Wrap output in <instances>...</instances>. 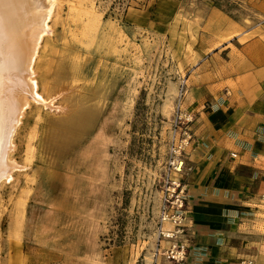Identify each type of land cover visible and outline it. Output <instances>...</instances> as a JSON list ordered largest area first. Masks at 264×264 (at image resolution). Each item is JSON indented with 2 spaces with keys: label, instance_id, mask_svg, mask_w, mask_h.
<instances>
[{
  "label": "rangeland",
  "instance_id": "374dc122",
  "mask_svg": "<svg viewBox=\"0 0 264 264\" xmlns=\"http://www.w3.org/2000/svg\"><path fill=\"white\" fill-rule=\"evenodd\" d=\"M53 1L34 66L45 99L50 82L51 106L31 102L14 135L11 156L21 167L0 183V264H145L149 250L152 264L186 262L168 260L166 244L157 246L165 154L175 113L190 115L194 131L193 109L209 84L179 66L193 61L185 58L191 49L184 39L174 44L175 32L162 33L174 16L170 7L165 25H156L162 35L154 36L145 18L127 16L150 14L160 0ZM194 4L183 0L186 8ZM212 4L237 25L228 46L233 57L250 42L251 53H264V0ZM219 49L205 57H219ZM193 81L196 92L188 94ZM254 84L264 110V81ZM76 109H90L92 124L55 152L46 144L48 129ZM259 126L264 143V115ZM191 170L186 159V184ZM260 199L240 218L242 233L231 235V246L246 251L233 264H264V194ZM186 223L189 255L194 235Z\"/></svg>",
  "mask_w": 264,
  "mask_h": 264
},
{
  "label": "crops",
  "instance_id": "0c3cea01",
  "mask_svg": "<svg viewBox=\"0 0 264 264\" xmlns=\"http://www.w3.org/2000/svg\"><path fill=\"white\" fill-rule=\"evenodd\" d=\"M160 1L154 12L129 11L127 18H145L150 35L165 33L167 37L175 32L174 44L184 39V46L191 49L185 58L193 61L184 59L179 66L186 72H200L194 80L209 84L201 90L200 103L193 109L195 141L188 152L187 164L192 170L186 180L194 249L181 264H233L246 251L231 246V235L234 231L242 233L238 229L240 218L249 215L264 194V149L260 148L264 143L259 141L258 132L264 110L254 84L264 81V53H251L255 44L250 42L240 45L233 57L235 51L228 46L237 25L212 0H191L195 4L188 8L183 0ZM167 7L174 20H169L160 33L156 25H165ZM217 48L219 57H205ZM219 66L222 69L217 75ZM217 81L227 92L218 89ZM195 86L193 81L187 93L195 94Z\"/></svg>",
  "mask_w": 264,
  "mask_h": 264
},
{
  "label": "bare ground",
  "instance_id": "6f19581e",
  "mask_svg": "<svg viewBox=\"0 0 264 264\" xmlns=\"http://www.w3.org/2000/svg\"><path fill=\"white\" fill-rule=\"evenodd\" d=\"M53 4V0H0V183L10 179L11 173L21 167L11 153L25 110L31 102L51 106L50 82L43 84L48 95L45 99L39 92L34 66L40 40L49 29L47 22ZM93 117L90 109L71 110L63 119L51 124L47 146L58 153L66 150L75 135L92 124ZM165 225L169 226L167 222ZM160 257L162 254L158 259ZM144 261L152 264L150 250Z\"/></svg>",
  "mask_w": 264,
  "mask_h": 264
},
{
  "label": "built area",
  "instance_id": "2783aa9c",
  "mask_svg": "<svg viewBox=\"0 0 264 264\" xmlns=\"http://www.w3.org/2000/svg\"><path fill=\"white\" fill-rule=\"evenodd\" d=\"M192 117L176 112L170 124V139L167 144L164 165V188L161 192L158 209L159 227L157 246H164L168 260L180 263L188 257L191 240L187 225L189 190L184 182L186 159L195 141L190 123ZM235 157V154L231 155ZM165 222L169 226L165 225ZM158 250V249H157ZM158 252V251H157ZM238 264H252L249 259H242Z\"/></svg>",
  "mask_w": 264,
  "mask_h": 264
}]
</instances>
